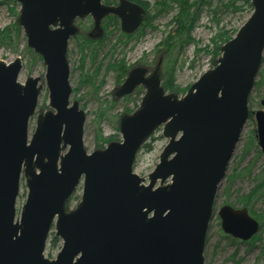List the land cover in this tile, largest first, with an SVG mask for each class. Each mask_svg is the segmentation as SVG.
<instances>
[{
  "label": "water",
  "instance_id": "obj_1",
  "mask_svg": "<svg viewBox=\"0 0 264 264\" xmlns=\"http://www.w3.org/2000/svg\"><path fill=\"white\" fill-rule=\"evenodd\" d=\"M102 1L16 0L27 46L46 67L51 110L39 114L30 137L42 79L21 83V58L0 61V264H206L216 195L250 119L264 62V0H251L250 18L185 95L165 91L159 67L150 76L148 68L132 70L114 98L143 87L139 108L120 119V142L89 153L87 114L70 102L75 23L91 16L99 35L102 20L113 15L124 33L134 34L146 15L128 0L111 7ZM254 117L264 153V110ZM160 128L168 144L146 184L134 166ZM22 178L28 196L17 216ZM83 181L80 204L67 211ZM218 216L235 240L249 242L260 232L247 208L225 205ZM54 228L62 249L50 259L45 253Z\"/></svg>",
  "mask_w": 264,
  "mask_h": 264
},
{
  "label": "rangeland",
  "instance_id": "obj_2",
  "mask_svg": "<svg viewBox=\"0 0 264 264\" xmlns=\"http://www.w3.org/2000/svg\"><path fill=\"white\" fill-rule=\"evenodd\" d=\"M112 1H114V6L119 5L120 1ZM196 1L198 0H182L187 4L196 3ZM204 1L206 3L204 5L200 4L198 7V21L191 30L192 42L184 44L182 49H176L172 54V51L166 54V47L165 45L161 46V44L171 34H175L177 24L174 19L180 12L177 6H173L166 13L157 15L154 8L157 0H131L132 3L135 2L144 7L146 18L151 15L154 17L145 26L144 35L138 36L137 31L134 33L132 40L127 39L122 36L123 32L119 21L112 20L108 23L105 19L102 21L105 36L96 42L97 45L92 44L89 49L84 51L80 47V44L84 41L81 33L82 35L83 33L86 34L90 30L89 27L94 24L91 17L78 20L76 24L79 25L80 32L77 37L70 40L68 47L71 70L69 81L73 92L70 102L80 103L81 110H84L87 114L84 139L85 147L89 153H93L95 150H104L108 144L122 140L118 121L122 116L137 111L146 92L145 88L138 87L134 94L126 96L129 99L125 100L126 97L114 98L115 89L120 88L126 80V78L125 80L118 79L114 65L125 62L129 67V71L135 69V67H145L149 70L147 75L152 74L159 67L162 87L164 88V85L172 86L173 88L168 90L165 88L167 93H173L181 97L191 89L192 85L202 77L204 72L212 70L215 66V53L213 51L216 44L212 40L216 39L217 36L224 38L222 36L225 34H228L230 38H234L253 13V7L241 1L236 2L233 7H230V4L234 0ZM20 9L21 5L17 2L13 6L11 0H0V36L1 32L7 29L10 32H16L17 28L15 27L16 24H19V17L17 16H19ZM213 10L218 11L215 13L216 15L213 14ZM193 11H196V9ZM220 45H222V41H219L217 46ZM26 46L27 41L23 30H21L20 38H15L14 42H0V61L11 63L16 57L21 58L24 62V69L19 78L21 83H25L28 77H40L42 79L41 84L44 85V90L41 92L38 103L39 106L36 112L38 117V114L50 110L49 92L45 82L47 71L43 60L38 58L39 56L34 57L29 54L25 49ZM32 53L36 55L33 51ZM166 62H170V65L174 67V71L165 72ZM259 72L256 82L264 73V62ZM86 81H90V83ZM170 83L173 85H170ZM263 103L264 84L258 88L255 86L251 94L249 100L251 111L264 110ZM37 117L30 122V137L37 128ZM252 117L244 126L240 141L230 160L226 178L221 182L216 195L213 220L209 226L204 251L206 264H264V226L261 227L259 222L261 229L258 235L260 238L253 245H249L250 241L241 242L239 240L238 243L234 244L231 241L233 238L228 240L223 237L226 234L221 229V218L218 216L220 209L225 205L242 209L240 198L251 193L264 178V153L260 149L257 139L256 119L254 116ZM101 139L107 140V142L101 145ZM98 144L100 146H97ZM146 144L151 147L150 149H143L142 147L139 151L135 163V173L146 178L147 184L148 176L159 163L161 152L167 146L168 140L163 136L160 128ZM76 191L69 205L71 210L80 204L83 194L81 187ZM19 194L17 215H19L28 196L23 178ZM253 201L254 212L259 215L264 214V189L253 198ZM49 237L45 254L50 259H54L61 249L62 242L60 241L59 246L52 250L50 242L54 238V232Z\"/></svg>",
  "mask_w": 264,
  "mask_h": 264
},
{
  "label": "trees",
  "instance_id": "obj_3",
  "mask_svg": "<svg viewBox=\"0 0 264 264\" xmlns=\"http://www.w3.org/2000/svg\"><path fill=\"white\" fill-rule=\"evenodd\" d=\"M11 1H12L13 6H15L16 5L15 0H11ZM201 1L202 0H198V1H196V3L187 4L186 2H182V0H157V2L155 3L154 8L156 10L157 15L166 13V11L167 10L169 11L170 9H172L173 6H177L178 9H180L178 16H176L174 19V20H176V24H177V29H175V34L174 33L171 34L167 38V40H165L163 42V44H161V46L165 45V47H166L165 53L166 54L170 53L171 51H172L171 52V54H172L176 49H182L184 44H190L192 42L190 34H191V30L193 29V27L195 26V24L198 21V19H197L198 18L197 11L199 9L198 7L200 6V4L204 5L206 3L204 0H203V2H201ZM239 1L251 6V0H234L232 2V4H230V7L235 6L236 2H239ZM104 2H106V4H108V5H110V4H113L114 1L105 0ZM226 7L230 8L229 6H226ZM194 9H196V11H193ZM13 12L16 13L15 10H13ZM216 12H218V11L213 10L214 15H216L215 14ZM153 18L154 17H152V15H151L150 17H148L146 19L145 24L143 25L142 29L139 32H137L138 36L144 35L143 30H144L145 26L148 25L149 21ZM112 20L117 21L115 17L111 16L110 18H108L106 20V22L110 23ZM15 28H17L16 32H14L15 36H14L13 32H10L9 29L2 31L1 36H0V42L12 43V42H14L15 38L16 39H17V37L20 38L22 29L19 27V24H16ZM81 36H83V35H81ZM122 36L127 38V39H130V40H132L134 38V36H128L125 34H123ZM222 37H224V38L217 36L216 39L212 40L216 44V48H214V51H213L215 53V58H214L215 64H216V60L221 56L220 51H221L223 44L229 42L232 39L229 37L228 34H225ZM83 39H84V41H83V43L80 44V47L84 51L85 49L90 48L91 43L89 44L90 41H87L86 36H83ZM217 41L218 42L222 41V45L217 46L218 45ZM25 49L32 56L38 57V55H34L32 53V50L29 49L27 46ZM38 58H40V57H38ZM114 68H115V71L117 72L118 79H124L125 80V77L127 76L128 72H129V67H127L126 63L121 62L117 65H114ZM164 70H165V72H169V71L171 72V71H174V67L170 65V62H168V63L166 62ZM86 82L90 83V81H86ZM256 83H257L256 84L257 88L261 87L264 84V73H262L260 79ZM170 85H173V84L170 83ZM164 88H166V90H168V89L173 88V87L172 86L169 87L168 85H164ZM126 99H129V97H126L125 100ZM250 118H253L252 115H250ZM119 121H118V123H119ZM105 142H107V140L101 139L100 144L103 145V144H105ZM97 146H100V145L98 144ZM150 147L151 146H149L148 144H145L143 146V149H150ZM263 189H264V178L260 182V185H258L256 188H254L251 193H249L247 196H242L240 198V204H242L243 208H247L249 210L251 217H255L261 223V227L264 226V214H261V215L256 214L254 212L252 202H254L253 198L256 195H258V193ZM223 237L228 239V240L232 239L231 237H229L227 235H223ZM259 238H260L259 235L254 236L253 240H251L249 242V245H253L256 241L259 240ZM231 241L234 244L239 242L238 240H234V239H232ZM59 244H60V239L54 235L53 240L50 242V248H52V250H55V248L58 247Z\"/></svg>",
  "mask_w": 264,
  "mask_h": 264
},
{
  "label": "flooded vegetation",
  "instance_id": "obj_4",
  "mask_svg": "<svg viewBox=\"0 0 264 264\" xmlns=\"http://www.w3.org/2000/svg\"><path fill=\"white\" fill-rule=\"evenodd\" d=\"M120 1V0H118ZM120 3V2H119ZM118 6V5H117ZM144 8V7H143ZM116 18V17H115ZM117 21H119L117 18H116ZM94 24V23H93ZM102 24V23H101ZM79 26V25H78ZM90 29V30H89ZM89 31L85 34L83 33V36H86L87 38V41H90L89 44L91 43L92 44H96V42H98L99 40H101L105 35H104V31H103V28H102V25H101V33H99V35L97 34V32H95V24L91 27H89ZM87 31V30H86ZM79 32H80V27H79ZM78 32V34H79ZM82 35V33H81ZM78 36V35H77Z\"/></svg>",
  "mask_w": 264,
  "mask_h": 264
},
{
  "label": "bare ground",
  "instance_id": "obj_5",
  "mask_svg": "<svg viewBox=\"0 0 264 264\" xmlns=\"http://www.w3.org/2000/svg\"><path fill=\"white\" fill-rule=\"evenodd\" d=\"M214 67H215V66H214ZM214 67H213V68H214ZM209 71H210V70H209ZM260 110H262V109H260ZM255 113H256V112H252L251 109H250L249 117H250V115L254 116ZM212 218H213V216H212ZM212 220H213V219H212Z\"/></svg>",
  "mask_w": 264,
  "mask_h": 264
}]
</instances>
